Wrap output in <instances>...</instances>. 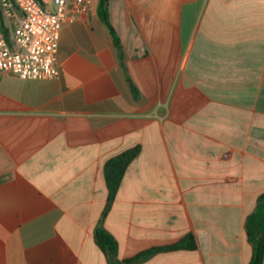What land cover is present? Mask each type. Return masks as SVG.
Here are the masks:
<instances>
[{
    "label": "crops",
    "instance_id": "crops-1",
    "mask_svg": "<svg viewBox=\"0 0 264 264\" xmlns=\"http://www.w3.org/2000/svg\"><path fill=\"white\" fill-rule=\"evenodd\" d=\"M99 2L70 0L59 78L0 74V264H250L264 0H109L120 48ZM137 148L110 199L107 164Z\"/></svg>",
    "mask_w": 264,
    "mask_h": 264
},
{
    "label": "built area",
    "instance_id": "built-area-1",
    "mask_svg": "<svg viewBox=\"0 0 264 264\" xmlns=\"http://www.w3.org/2000/svg\"><path fill=\"white\" fill-rule=\"evenodd\" d=\"M70 0H0V74L57 79V51Z\"/></svg>",
    "mask_w": 264,
    "mask_h": 264
},
{
    "label": "trees",
    "instance_id": "trees-1",
    "mask_svg": "<svg viewBox=\"0 0 264 264\" xmlns=\"http://www.w3.org/2000/svg\"><path fill=\"white\" fill-rule=\"evenodd\" d=\"M108 1L109 0H100L98 12L109 28L116 47L120 48V38L110 22ZM138 154L139 149H133L132 151L126 152L123 155L112 159L107 164L106 172L110 199H113L115 197L117 190L125 176L127 167L137 157ZM247 232L249 239L254 246V255L250 264H264V194L259 198L255 212L248 218ZM97 239L100 246L105 249L107 253L111 255H115L117 253V242L105 230L99 229L97 231ZM179 248L194 250L196 248V245L193 239L189 238L174 246L157 248L147 251L138 256L134 261L136 262L145 259L155 252L176 250Z\"/></svg>",
    "mask_w": 264,
    "mask_h": 264
}]
</instances>
